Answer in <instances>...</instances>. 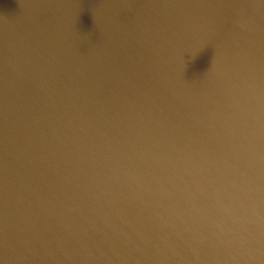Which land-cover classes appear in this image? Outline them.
<instances>
[{
	"label": "water",
	"instance_id": "1",
	"mask_svg": "<svg viewBox=\"0 0 264 264\" xmlns=\"http://www.w3.org/2000/svg\"><path fill=\"white\" fill-rule=\"evenodd\" d=\"M0 264H264V0H0Z\"/></svg>",
	"mask_w": 264,
	"mask_h": 264
}]
</instances>
